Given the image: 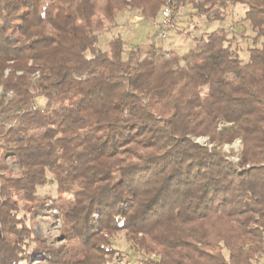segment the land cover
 Listing matches in <instances>:
<instances>
[{"label":"trees","instance_id":"trees-1","mask_svg":"<svg viewBox=\"0 0 264 264\" xmlns=\"http://www.w3.org/2000/svg\"><path fill=\"white\" fill-rule=\"evenodd\" d=\"M237 5L247 61L235 27L166 59L121 35L100 47L127 10L190 6L196 32ZM0 88V264H131L118 236L136 264L264 257V0H0ZM235 141L237 162L222 150ZM51 182L56 197L39 195ZM46 207L56 245L20 217Z\"/></svg>","mask_w":264,"mask_h":264},{"label":"rangeland","instance_id":"rangeland-1","mask_svg":"<svg viewBox=\"0 0 264 264\" xmlns=\"http://www.w3.org/2000/svg\"><path fill=\"white\" fill-rule=\"evenodd\" d=\"M164 7L161 8L159 16L151 21L145 19L141 13L137 11L127 10L121 13L117 19L116 24L112 31L103 33L100 39V47L103 50L107 49L108 42L112 39L113 36L121 35L122 39L127 45V51L140 50L143 53H146L150 50L147 45L148 38L151 39L152 45L155 44L163 50L162 58L166 59L169 57L170 50L175 48H169L170 43H174L179 54H185L190 49L194 47L193 42L195 39L202 37L201 31L197 29L198 32H194L192 28L195 22H191L190 14L194 13L193 9L190 6H185L180 9H177L176 12V27L170 33L168 38L161 39L157 30L154 27V22L157 21L160 17L161 11ZM247 7L244 5H237L235 8L231 9L227 15V19L223 23H214L211 25L210 30H216L218 28H224L230 30L231 27H235L233 33H238L239 45L243 52L240 53L241 58L248 60L249 53L247 51L248 47H252L251 42L246 41L249 37H253V34L248 27V25L242 22ZM192 15V14H191ZM191 18V19H190ZM198 24L203 25L201 21ZM177 34H174V33ZM174 35H171V34ZM232 35V32L230 33ZM164 46V47H163ZM236 48V47H235ZM127 58V53L125 54ZM2 92L0 88V93ZM195 142L212 148L213 145L209 144V139L206 137H201L195 139ZM242 149L241 141H235L231 145H225L222 147V150L229 155V159L233 162L238 161V156ZM8 165L12 170L18 174L19 170L16 164L12 159L7 160ZM39 195L46 196L52 195L56 197V185L54 183H49L47 186L38 189ZM26 216L27 223L29 226H33L36 233L43 238V240L48 245H56L60 242L61 237V223L55 219L54 214L46 207L45 212H40L38 215L32 217L27 215L24 212L20 213V217ZM113 246L119 249L122 256H125L124 262H130L131 264H136L140 260L139 255L135 254L131 248V244L128 243L123 236H118L113 242ZM32 264H47L42 258L35 259L32 261ZM125 264V263H122ZM259 264H264V257L259 261Z\"/></svg>","mask_w":264,"mask_h":264},{"label":"built area","instance_id":"built-area-1","mask_svg":"<svg viewBox=\"0 0 264 264\" xmlns=\"http://www.w3.org/2000/svg\"><path fill=\"white\" fill-rule=\"evenodd\" d=\"M176 12L171 6H165L160 14V17L157 21L154 22V27L157 30L159 37L161 39H166L170 33L176 27ZM233 27L230 28V31H233Z\"/></svg>","mask_w":264,"mask_h":264},{"label":"crops","instance_id":"crops-1","mask_svg":"<svg viewBox=\"0 0 264 264\" xmlns=\"http://www.w3.org/2000/svg\"><path fill=\"white\" fill-rule=\"evenodd\" d=\"M191 14H193V13H191ZM190 14V15H191ZM200 31H201V34H204V33H206V32H210L211 30H209L207 27H205V26H203V25H199V28H198ZM211 29V28H210ZM196 32H198V31H196ZM148 42H147V45L146 46H148L149 48L152 46V42H151V39L150 38H148V40H147ZM170 47L169 48H175V49H172V50H170V51H176L177 50V48H176V46H175V44L174 43H170V45H169ZM164 47V46H163ZM177 53H178V51H176Z\"/></svg>","mask_w":264,"mask_h":264}]
</instances>
